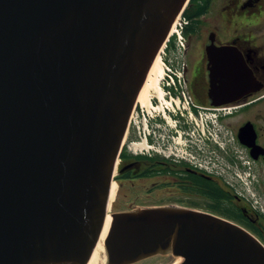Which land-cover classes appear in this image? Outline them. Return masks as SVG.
Listing matches in <instances>:
<instances>
[{
	"label": "water",
	"instance_id": "1",
	"mask_svg": "<svg viewBox=\"0 0 264 264\" xmlns=\"http://www.w3.org/2000/svg\"><path fill=\"white\" fill-rule=\"evenodd\" d=\"M188 2L0 0V264H88L106 217L107 264H264V243L219 215L107 214L130 117ZM208 56L214 105L250 91L235 46Z\"/></svg>",
	"mask_w": 264,
	"mask_h": 264
},
{
	"label": "flooded vegetation",
	"instance_id": "2",
	"mask_svg": "<svg viewBox=\"0 0 264 264\" xmlns=\"http://www.w3.org/2000/svg\"><path fill=\"white\" fill-rule=\"evenodd\" d=\"M188 5L184 74L197 116L207 118L192 125L178 110L170 115L173 123L137 120L114 173L129 200L117 199L116 211L170 206L219 215L245 229H264V50L258 44L264 0H192ZM217 10L218 24L211 19ZM242 14H252L256 23L239 24ZM248 31L251 37L244 34ZM199 40L195 54L193 43ZM222 45L242 53L253 81L249 92L214 105L208 47ZM246 128L254 134L253 145L240 138Z\"/></svg>",
	"mask_w": 264,
	"mask_h": 264
},
{
	"label": "rangeland",
	"instance_id": "3",
	"mask_svg": "<svg viewBox=\"0 0 264 264\" xmlns=\"http://www.w3.org/2000/svg\"><path fill=\"white\" fill-rule=\"evenodd\" d=\"M221 4L219 5L218 9L220 8ZM253 15H241L242 18H240L239 20V24L242 23L243 25H246V24H255L256 23V17H252ZM211 19H213L214 23L218 24L217 22H220L221 20V15H220V11L217 10L216 13H214V15L211 17ZM260 28H264V26H261ZM246 29V28H245ZM245 29H242V30H245ZM244 34H247L249 35V37H251V33L250 31L248 32H244ZM202 41L199 40V41H194L193 43V49H194V53L197 54V48L199 47L200 43ZM258 44L262 46L263 50H264V32H262L261 34V37H259L258 39ZM185 47H186V43H185V46H183L182 50L179 52V53H174L173 50L171 49L170 51H166V57H167V60L169 61V59H173V67L174 68H179L181 70H183V67H184V64L185 62L187 61L186 58H185ZM163 55V53H162ZM175 56L177 58H175ZM153 88V87H152ZM152 88L149 89L148 91V95L150 96L151 98V101L153 103V105L155 104V109H150V111H148L147 113V110L145 108V114L146 116L151 118V119H156V118H161V115H159L158 113H161L163 111V109H165L167 111V115H168V109H170V113L172 114V110L173 109H176V111H178V109L176 108L175 104L172 102L171 103V99L168 98V97H165V99H162L160 102L158 100V97L156 95V91H154ZM139 108V112H140V107H139V104L137 106ZM144 107H147V105H145ZM150 115V116H148ZM152 115H154L152 117ZM184 115H185V118L188 122H190L192 125H194L195 122H198V123H202V121H205L206 120V116L203 115V117H201L200 115L197 117V120H191V119H187L188 117V113L187 112H184ZM177 119H179L178 117L180 116H176ZM174 118V117H173ZM139 119V118H138ZM163 121L165 123H167V121L162 117ZM168 119L170 120V122H174V119H170L168 117ZM178 120H176L177 122ZM181 121H183V119H181ZM136 127V125H134V127L131 128L130 132L132 130H134ZM133 133H136L133 132ZM127 139V138H126ZM126 139H125V142H126ZM230 178H233V176H229ZM116 178H114V186H115V195L114 197L110 200V205L108 207V214H110L111 212H114L116 210H118L119 208V204L116 202V200H123V202H128L129 200L124 196V190H120L119 188V185H118V182L117 180H115ZM114 199V200H113ZM250 232H252L254 235H256L263 243H264V235L261 234L260 232H258L257 230H252V229H248ZM100 252H101V260L103 263L101 264H107L108 262V259H107V252H106V248H105V241H103V249L101 250L100 249ZM104 260V261H103ZM176 260V258L172 255H156V256H153L151 258H147V259H144L140 262H137L135 264H172L174 261Z\"/></svg>",
	"mask_w": 264,
	"mask_h": 264
},
{
	"label": "built area",
	"instance_id": "4",
	"mask_svg": "<svg viewBox=\"0 0 264 264\" xmlns=\"http://www.w3.org/2000/svg\"><path fill=\"white\" fill-rule=\"evenodd\" d=\"M187 22V18L181 13L174 23L171 35L174 36L175 53H179L182 50L183 46H185L184 28ZM163 53L166 54L164 50ZM175 58L177 57L175 56ZM161 88L163 90L162 99H165V97L170 98L171 103L173 102L176 108L180 110L183 115L184 112L188 113L187 119L197 120L198 116L196 115L193 109V101L187 90V81L185 79L184 72L179 68L176 69L173 67V59H169V62L165 63V71L162 79ZM162 99L158 97L159 102ZM145 105H148V107H144ZM139 107L140 112L139 108L136 107L132 113L130 119V129L134 127V125H136L138 118H140L141 116L147 117L145 114V108L148 113L151 108L155 109L153 108L155 107V104L153 105L150 98L148 104L139 103ZM172 111H176V109H173ZM168 112H171L170 109H168ZM158 114H161L166 120H168L169 116L167 115V111L165 109H163V111ZM153 116L154 115H152V117Z\"/></svg>",
	"mask_w": 264,
	"mask_h": 264
},
{
	"label": "bare ground",
	"instance_id": "5",
	"mask_svg": "<svg viewBox=\"0 0 264 264\" xmlns=\"http://www.w3.org/2000/svg\"><path fill=\"white\" fill-rule=\"evenodd\" d=\"M162 51L160 52V54L157 56L156 60L154 61L151 70L149 72V75L147 77V80L141 90V93L139 95L138 98V102L143 103V104H148L149 103V99L150 96L148 95V91L150 88H152L154 91H156V95L162 99L163 97V90L161 88V80L163 78L164 75V61L162 59ZM148 107V105H147ZM114 181L112 184V188H111V194H110V200L114 197L115 195V186H114ZM116 184V183H115ZM114 200V199H113ZM109 205H110V201H109ZM108 214V212H107ZM109 231V219L108 217H106V221L104 224V228L102 230L99 242L88 262V264H101L102 262V258H101V252L100 249H103V241L104 238L106 237L107 233ZM104 261V260H103Z\"/></svg>",
	"mask_w": 264,
	"mask_h": 264
},
{
	"label": "trees",
	"instance_id": "6",
	"mask_svg": "<svg viewBox=\"0 0 264 264\" xmlns=\"http://www.w3.org/2000/svg\"><path fill=\"white\" fill-rule=\"evenodd\" d=\"M190 1H192V0H190ZM190 1H189V3H190ZM196 1V0H195ZM199 10H202V8H199ZM186 16H189L190 15V10H189V5H187V7L184 9V12H183ZM172 44L173 43H171V44H169L168 45V50H171V48H172ZM255 230H257L258 232H260L261 234H263L264 235V229H255Z\"/></svg>",
	"mask_w": 264,
	"mask_h": 264
}]
</instances>
